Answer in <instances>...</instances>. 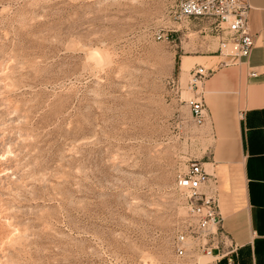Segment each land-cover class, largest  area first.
Returning a JSON list of instances; mask_svg holds the SVG:
<instances>
[{
  "label": "rangeland",
  "instance_id": "1",
  "mask_svg": "<svg viewBox=\"0 0 264 264\" xmlns=\"http://www.w3.org/2000/svg\"><path fill=\"white\" fill-rule=\"evenodd\" d=\"M180 1L0 0V264H206L177 177L221 31Z\"/></svg>",
  "mask_w": 264,
  "mask_h": 264
},
{
  "label": "crops",
  "instance_id": "2",
  "mask_svg": "<svg viewBox=\"0 0 264 264\" xmlns=\"http://www.w3.org/2000/svg\"><path fill=\"white\" fill-rule=\"evenodd\" d=\"M247 1L255 47L241 64L221 66L222 55L206 61L200 90L208 116L196 124L193 160L210 172L202 192L220 201L222 250L236 243L239 264H264V0Z\"/></svg>",
  "mask_w": 264,
  "mask_h": 264
},
{
  "label": "built area",
  "instance_id": "3",
  "mask_svg": "<svg viewBox=\"0 0 264 264\" xmlns=\"http://www.w3.org/2000/svg\"><path fill=\"white\" fill-rule=\"evenodd\" d=\"M250 10L247 0H181L176 17L182 21L204 19L220 30L219 51L225 57L221 66L227 67L246 62L255 47V36L248 25ZM251 75L256 72L252 71ZM207 76L206 69L199 67L190 80L189 88L195 91L188 104L198 125H202L208 116L200 90ZM209 176L210 172L202 163L192 161L188 170L177 177V187L187 199L183 209L189 222L177 234L176 256L184 257L188 249L196 248L199 258L206 264H237L239 245L231 243L227 250H222L224 217L220 201L216 195L203 193L201 189Z\"/></svg>",
  "mask_w": 264,
  "mask_h": 264
},
{
  "label": "bare ground",
  "instance_id": "4",
  "mask_svg": "<svg viewBox=\"0 0 264 264\" xmlns=\"http://www.w3.org/2000/svg\"><path fill=\"white\" fill-rule=\"evenodd\" d=\"M102 66V59H95L94 63H93V67L92 69H98L99 67ZM194 96V95H193ZM189 105V104H188ZM190 107V106H189Z\"/></svg>",
  "mask_w": 264,
  "mask_h": 264
}]
</instances>
